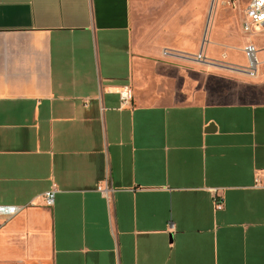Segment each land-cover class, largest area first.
Instances as JSON below:
<instances>
[{
  "label": "crops",
  "instance_id": "1",
  "mask_svg": "<svg viewBox=\"0 0 264 264\" xmlns=\"http://www.w3.org/2000/svg\"><path fill=\"white\" fill-rule=\"evenodd\" d=\"M221 33L190 55L140 45L133 0H0V264H264V27Z\"/></svg>",
  "mask_w": 264,
  "mask_h": 264
},
{
  "label": "rangeland",
  "instance_id": "2",
  "mask_svg": "<svg viewBox=\"0 0 264 264\" xmlns=\"http://www.w3.org/2000/svg\"><path fill=\"white\" fill-rule=\"evenodd\" d=\"M202 8L204 15L203 24L194 32L170 31L173 14L178 7H186V14L193 12L188 9L192 0H133L135 8V28L138 43L142 46L160 45L166 49H179L193 55L191 51L195 47L210 42H222L220 37L222 30H241L246 5L249 0H204ZM188 15V16H189ZM186 30L188 22L179 24ZM180 29V28H179ZM185 30V29H184Z\"/></svg>",
  "mask_w": 264,
  "mask_h": 264
},
{
  "label": "built area",
  "instance_id": "3",
  "mask_svg": "<svg viewBox=\"0 0 264 264\" xmlns=\"http://www.w3.org/2000/svg\"><path fill=\"white\" fill-rule=\"evenodd\" d=\"M253 26H260L264 27V0H249V3L246 7L244 20L242 23L243 31L250 32ZM246 57L250 63V71L255 69V65L258 63L257 60V49L253 45H248L245 48ZM197 59L203 60L202 54L197 56ZM120 99L123 105L128 104L134 98V91L130 86H124L120 92ZM254 187L258 189H264V170L258 172L255 177ZM98 190L103 192L104 194L108 195V193L112 192L113 189L110 188L108 185L99 186ZM213 194V202L217 210L224 209V201L223 198L219 195L218 190L213 189L211 190ZM59 193V189L57 185H53L48 191L44 194V201L45 206L48 208L54 207L56 203V197ZM21 208L17 206H1L0 207V216L4 217L6 220H10L15 217ZM172 228L173 225L170 224Z\"/></svg>",
  "mask_w": 264,
  "mask_h": 264
}]
</instances>
